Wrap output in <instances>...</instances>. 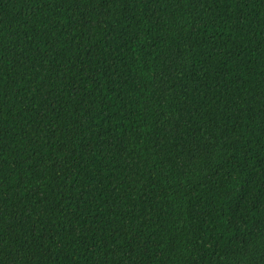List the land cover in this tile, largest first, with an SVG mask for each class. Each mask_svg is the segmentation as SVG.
<instances>
[{"label":"trees","instance_id":"16d2710c","mask_svg":"<svg viewBox=\"0 0 264 264\" xmlns=\"http://www.w3.org/2000/svg\"><path fill=\"white\" fill-rule=\"evenodd\" d=\"M0 264H264V0H0Z\"/></svg>","mask_w":264,"mask_h":264}]
</instances>
